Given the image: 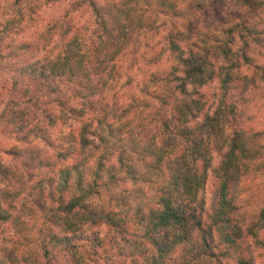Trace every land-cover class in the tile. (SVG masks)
<instances>
[{
    "label": "clouds",
    "instance_id": "9594fccd",
    "mask_svg": "<svg viewBox=\"0 0 264 264\" xmlns=\"http://www.w3.org/2000/svg\"><path fill=\"white\" fill-rule=\"evenodd\" d=\"M0 264H264V0H0Z\"/></svg>",
    "mask_w": 264,
    "mask_h": 264
}]
</instances>
